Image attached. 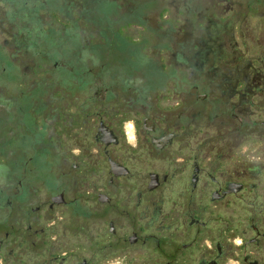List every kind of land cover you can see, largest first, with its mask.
I'll use <instances>...</instances> for the list:
<instances>
[{"label": "flooded vegetation", "instance_id": "1", "mask_svg": "<svg viewBox=\"0 0 264 264\" xmlns=\"http://www.w3.org/2000/svg\"><path fill=\"white\" fill-rule=\"evenodd\" d=\"M71 10L49 20L47 0H0V49L13 82L8 95L0 85V208L5 197L11 228L0 238V264L257 260L247 250L264 237V161L241 165L239 145L250 135L264 147L261 59H244L233 35L193 39L190 25L178 46L183 78L155 84L140 72L134 80L114 70L113 52L121 64L138 59L121 29L112 35L93 11ZM199 76L210 78L193 82ZM40 155L50 157V175L37 185L25 174ZM112 161L126 172L114 174ZM249 179L263 198L243 220L239 211L226 216L220 204H237ZM37 186L49 190L20 211L19 188ZM60 193L64 200L53 201ZM70 203L66 223L57 212Z\"/></svg>", "mask_w": 264, "mask_h": 264}, {"label": "rangeland", "instance_id": "2", "mask_svg": "<svg viewBox=\"0 0 264 264\" xmlns=\"http://www.w3.org/2000/svg\"><path fill=\"white\" fill-rule=\"evenodd\" d=\"M47 4L50 15L52 13L55 16H50L49 20H56L57 13L63 8L69 9L71 14L72 7L79 4L82 10L93 11L94 21L102 27H109L108 33L116 35L118 28L121 29L122 34L128 38L130 43L131 57L138 59L125 60L121 64L122 55L117 54V51L113 52L111 56L114 64L118 63L114 66V70L131 74L130 78L134 80L139 77L140 72H142L145 81L155 84L168 83L173 74H176L178 78H183L181 69L185 64V59L180 54L178 46L181 44L179 42L185 39L191 27L193 39L209 35H233L240 45L244 59L260 58L261 61L254 60V64L264 65V0H47ZM60 19L62 18L60 17ZM230 20H238L235 23L236 27L229 26L231 22L228 24L227 21ZM172 42H176V47ZM0 52L2 53L0 85L5 87L8 95L13 85L10 79L11 60L8 54H4L2 47ZM174 61H176V65H174ZM181 63L183 65H180ZM208 78L210 76L195 77L193 82L203 84ZM257 117L261 119L264 116L258 115ZM254 139L250 135L241 139L239 145L241 165L264 161L262 159L264 147ZM48 158L50 157L35 156L33 158L35 166L32 171L28 170L25 176L35 180L37 185L39 183L41 185L43 178L46 179L50 175L48 166L44 165ZM7 173V171L2 173L1 179H5ZM56 175L57 172L52 170L51 177L54 176L53 179H55ZM18 177H20L19 173L16 179ZM252 181L254 180H247L246 188L241 191V198L237 204H220L221 210L226 216L233 211H239L241 220H243L249 213L248 209H250L252 201L255 199L260 201L263 198L261 188H258L257 192L250 188ZM48 190L49 188L45 186L21 187L16 195L15 204H19L20 211H30L31 208L39 204ZM5 199L4 197L0 208V238H3L6 232L11 231L9 226L10 207L5 205ZM72 213L73 205L70 203L61 206L57 216L62 217V221L69 223ZM47 223L50 221L42 222V226L48 228ZM59 226L56 223L54 228L47 229L50 235H55ZM38 227L41 226H36V228ZM53 229L55 233L52 231ZM260 231L264 233V221ZM249 235L256 236V233L249 231ZM7 250L9 247L3 251L2 255L10 260L7 257ZM248 252L258 260V264H264V237H260L259 245L250 244ZM242 256L243 253H241L239 261L233 257L228 258L226 264H243ZM117 261H121V259L112 255L103 260V263L119 264Z\"/></svg>", "mask_w": 264, "mask_h": 264}, {"label": "water", "instance_id": "3", "mask_svg": "<svg viewBox=\"0 0 264 264\" xmlns=\"http://www.w3.org/2000/svg\"><path fill=\"white\" fill-rule=\"evenodd\" d=\"M112 170L114 172V174H123L126 172V170L122 167L121 164H119L118 162H115V161H112ZM155 174H152L151 177H152V180H154L155 178ZM152 186V184H150V187ZM64 200L63 198V194L60 193V194H57L53 197V201L57 202V203H60ZM86 262L83 261L82 264H85ZM248 264H257V260H252L250 262H248Z\"/></svg>", "mask_w": 264, "mask_h": 264}, {"label": "trees", "instance_id": "4", "mask_svg": "<svg viewBox=\"0 0 264 264\" xmlns=\"http://www.w3.org/2000/svg\"><path fill=\"white\" fill-rule=\"evenodd\" d=\"M242 126H243V127H242V132H243L244 129H245V124H244V125L242 124ZM248 210H249V209H248ZM15 238H16V237H15ZM13 239H14V238H13Z\"/></svg>", "mask_w": 264, "mask_h": 264}, {"label": "clouds", "instance_id": "5", "mask_svg": "<svg viewBox=\"0 0 264 264\" xmlns=\"http://www.w3.org/2000/svg\"><path fill=\"white\" fill-rule=\"evenodd\" d=\"M129 127H131V125H129Z\"/></svg>", "mask_w": 264, "mask_h": 264}]
</instances>
